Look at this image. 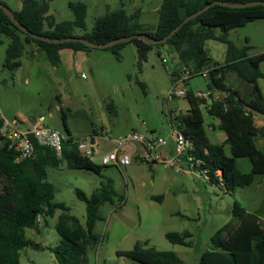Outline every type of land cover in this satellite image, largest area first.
I'll list each match as a JSON object with an SVG mask.
<instances>
[{
  "label": "rangeland",
  "instance_id": "374dc122",
  "mask_svg": "<svg viewBox=\"0 0 264 264\" xmlns=\"http://www.w3.org/2000/svg\"><path fill=\"white\" fill-rule=\"evenodd\" d=\"M0 1L11 10L21 7L20 0ZM39 1L47 4L46 13L55 22L73 20L74 11L69 4L84 3L85 26L84 29L75 28L73 33L76 35L90 33L96 18L121 7L127 13L138 12L140 24L154 27L161 3V0ZM227 38L237 48L244 49L248 56L264 52V18L230 29ZM8 42L9 39L0 34L2 115L23 120L25 126V117L35 114L43 126L63 134L70 129L74 138L91 135L95 139L92 161L100 166L99 173L68 169L64 164L46 168L47 180L55 189L52 201L63 202L68 207L67 213L84 224L85 204L75 190L80 189L90 196L104 178L113 179L116 196L113 203L105 202L98 208L99 219L93 228L98 243L87 252L88 264H128L129 258L117 256L115 252L132 248L137 242L135 237L139 235L151 237L152 247L158 250L174 251L184 264H195L201 250L209 246L211 235L223 224L234 220L231 214L234 201L249 211H255L264 221V175L256 176L249 185L226 192L217 184L199 177L195 171L186 175L176 173L160 162L140 161L138 157L142 155V148L137 142L127 143L121 148L132 157L130 164L121 167L100 164V158L113 150L112 141L125 134L136 132L144 137H168L165 96L173 76L158 52L173 62L177 59L167 45L152 44L146 59L140 64L131 41L118 50V58L109 47L92 48L94 55L76 67L74 53L70 49H60L59 61L53 65L44 51H38L33 44H24L19 65L6 66ZM205 49L212 61H223L225 43L207 40ZM168 63H171L170 59ZM259 69L264 74V59L259 62ZM231 74H227L226 79L231 85L238 86L240 81L233 80L237 76ZM206 83L207 80L198 74L188 79V87L194 91ZM257 84L264 103V77L257 78ZM110 102L113 107L109 109ZM167 107L183 116L188 102L179 98L168 101ZM79 109L87 111L89 118L73 114ZM201 112L208 141L222 144L225 133L218 127V119L204 107ZM253 117L264 120L262 113L255 112ZM100 130H105L110 140L100 137ZM259 140L261 137L257 143ZM259 147L264 151V146ZM222 148L225 154L230 155L227 145ZM249 167L247 158H237L240 172H247ZM153 196H161L162 199L156 200ZM60 212L57 209L45 221L40 219L37 230L25 229L26 237L33 243L20 249L18 264H58L49 247L59 242L55 225ZM185 230L191 233V246L188 247L173 244L164 236L166 232ZM34 245L39 248H34Z\"/></svg>",
  "mask_w": 264,
  "mask_h": 264
},
{
  "label": "trees",
  "instance_id": "16d2710c",
  "mask_svg": "<svg viewBox=\"0 0 264 264\" xmlns=\"http://www.w3.org/2000/svg\"><path fill=\"white\" fill-rule=\"evenodd\" d=\"M214 0H161L158 22L154 27L140 24L138 12L127 13L121 7L107 11L95 19L92 30L86 35H76L75 28L84 29L86 5L70 3L74 11L73 20L55 22L47 15V4L39 0H22L18 10H11L14 16L29 31L53 38L82 36L96 43H103L120 36L142 33L155 39L167 35L181 20ZM228 2H247L253 0H222ZM3 3L2 1H0ZM5 5V3H3ZM7 6V5H6ZM8 7V6H7ZM9 8V7H8ZM257 18H264V6L229 8L212 5L196 17L183 23L164 45L173 49L176 59L195 72L208 62L205 43L218 40L226 44L222 62H213L215 68L210 72L206 86L209 92L207 112L219 121L218 127L225 133L224 143L229 145L230 155L223 151L222 144L209 143L203 128L201 104L207 99L195 95L196 90L188 87L186 96L188 109L182 116L183 133L193 142L192 154L200 158L202 166L212 171L220 169L226 192L253 182L258 175H264V153L255 144V135L264 136V131L254 124L253 113L264 114V103L257 78L264 77L259 62L264 52L248 56L244 49L237 48L228 40V31L240 27ZM47 27V29H45ZM0 34L8 39L5 49V65L18 66L24 51V44H33L38 51H44L50 62L59 61L58 51L62 48L91 50L80 42L48 43L36 40L20 31L0 9ZM22 35V37H21ZM137 51L138 63L146 59L152 44L140 39L130 40ZM126 42L109 47L118 58V50ZM161 44V43H160ZM236 75L233 80L240 81L238 86L231 85L227 74ZM234 73V74H233ZM195 75V74H193ZM192 75V76H193ZM188 83V82H187ZM222 93L214 98L213 93ZM109 109L113 107L110 102ZM67 138L62 142V157L57 159L47 147L35 144L33 154L15 162L17 152L8 147V140L0 136V264H18L20 249L33 242L26 237L25 229L35 228L37 215L45 221L47 216L58 214L55 229L59 242L49 249L58 264H88L87 252L97 246L98 236L94 225L99 219L98 208L105 202L113 203L116 196L113 179L104 178L90 196L76 189L77 197L85 204V223L68 214L63 202H53L54 185L47 180L46 168L64 164L68 169H87L99 173L100 166L83 156L77 149L72 134L66 130ZM237 158H247L250 169L240 172L236 167ZM211 183L216 184L215 180ZM161 200V196H153ZM232 222L219 227L210 237L209 246L198 255L195 264H264V221L256 213L247 211L238 202L231 206ZM165 238L173 244L191 246V233L166 232ZM117 256L130 259L128 264H184V261L171 250H158L136 242L132 248L117 250Z\"/></svg>",
  "mask_w": 264,
  "mask_h": 264
},
{
  "label": "built area",
  "instance_id": "2783aa9c",
  "mask_svg": "<svg viewBox=\"0 0 264 264\" xmlns=\"http://www.w3.org/2000/svg\"><path fill=\"white\" fill-rule=\"evenodd\" d=\"M160 57L164 58L163 62L166 65L165 67L169 68V74H171L174 79L165 96L166 105L164 114L170 132L168 137H144L136 132L125 134L112 141L114 144L113 150L100 158V164H113L118 167L130 164L132 162V157L130 154L122 152L121 148L127 143L137 142L142 148V155L138 157L140 161L160 162L176 173L195 171L199 177L210 183L212 182V176V180H215L220 188L226 190L222 178V171L220 169H215L212 171L211 175L209 170L202 166V160L192 154V140L183 133L182 116H179L176 110L167 107L168 101L184 98L186 96L187 82L193 74H198L203 78L208 77L210 72L215 68V64L213 62H208L199 70L192 72L179 60L173 62L170 57L166 58L162 54ZM169 59L171 63H168ZM195 95L199 98L209 99V92L204 87L197 89ZM213 96L214 98H218L220 95H218V92H214ZM209 104L210 101L200 106L209 108ZM24 121L26 122L25 126H23V120L16 117L11 119L6 118L0 112V136L8 140V147L17 152L15 162L30 157L33 154L35 144L49 148L52 150L55 157L60 159L63 154L62 142L68 137L67 134L41 125L38 119L34 124H30L26 120ZM98 133L100 137L110 140L105 130H100ZM90 137L91 136L80 139L75 138L73 140L76 142L77 149L80 153L92 161L94 153L92 145L95 143V139L94 143L90 144ZM171 142L173 148L172 153L167 150ZM159 149H165L166 151L161 153ZM40 219L41 216L37 215L35 221L39 223Z\"/></svg>",
  "mask_w": 264,
  "mask_h": 264
},
{
  "label": "water",
  "instance_id": "95a60500",
  "mask_svg": "<svg viewBox=\"0 0 264 264\" xmlns=\"http://www.w3.org/2000/svg\"><path fill=\"white\" fill-rule=\"evenodd\" d=\"M221 5L229 8H244V7H250V6H256V5H262L264 6V0H253V1H247V2H228V1H222V0H214L208 3L207 5L203 6L202 8L198 9L197 11L185 16L179 24H177L173 29L170 30V32L165 35L164 37L160 39H155L153 37H149L142 33H134L128 36H120L113 38L112 40H109L107 42L103 43H96L93 41H90L89 39L82 37V36H68V37H61V38H53L49 36H45L42 34H37L34 32L29 31L22 23L18 21V19L14 16L13 12L10 8H8L6 5L0 2V9L6 14V16L11 20V22L22 32L28 34L30 37L36 40H41L48 43H65V42H80L88 47L91 48H108L114 44L121 43V42H127L130 41L133 38L140 39L146 44H159L164 43L170 38L181 26L183 23L187 22L188 20L196 17L201 12L205 11L207 8H209L212 5ZM26 120L30 124H34L37 121V116L35 114L28 115L26 117ZM90 144L94 143V137L91 136L89 138ZM169 151L172 153L173 148L172 146H169ZM35 230H37V227H35ZM34 248H39V246L34 245Z\"/></svg>",
  "mask_w": 264,
  "mask_h": 264
},
{
  "label": "crops",
  "instance_id": "0c3cea01",
  "mask_svg": "<svg viewBox=\"0 0 264 264\" xmlns=\"http://www.w3.org/2000/svg\"><path fill=\"white\" fill-rule=\"evenodd\" d=\"M21 2H22V0H20V5H21ZM168 47V49H170L173 53H174V51H173V49L172 48H170L169 46H167ZM66 49H70L69 51H72L73 53H74V63L75 64H77V66L76 67H78L79 66V62H81V63H83L84 61H86L88 58H89V56L90 55H94L93 54V52H92V50H73V49H71V48H66ZM159 51V50H158ZM170 51V52H171ZM171 52V53H172ZM158 54H159V56H161V54L158 52ZM174 55H175V53H174ZM212 61V60H211ZM212 62H214V61H212ZM78 69V68H77ZM90 71H91V69H90ZM172 80H174L173 79V77H172V79H171V82H172ZM199 88H202V86H197V89H199ZM196 89V90H197ZM221 95H222V93H220ZM219 93H218V95H220ZM73 114H78L79 115V117H81V116H83L84 118H89V116H88V113H87V111H85V110H82V109H79V110H76V111H74L73 112ZM27 117V116H26ZM26 117H25V119L24 120H26ZM37 119H38V117H37ZM27 121V120H26ZM26 124V123H25ZM254 124H255V126L256 127H258V128H260V129H262L263 131H264V120H262V119H260V118H258V119H255V117H254ZM68 131L71 133V130L70 129H68ZM88 136H91V135H87V136H84L83 138H85V137H88ZM258 137H261V140H259V143H257V139H258ZM223 141H222V143H223V145H227L228 146V150H229V145L228 144H226V143H224V140H225V136H223V139H222ZM210 143V142H209ZM0 144H1V142H0ZM212 144V143H211ZM255 144H256V146H257V148H259L260 150H261V148L259 147L260 145L261 146H264V136H262V135H260V134H256L255 135ZM258 144H260V145H258ZM169 146H172V142H171V144L169 145ZM167 150L169 151V147L167 148ZM142 151V150H141ZM164 151H166L165 149H159V152H163L164 153ZM230 151V150H229ZM262 152H264L263 150H261ZM170 152V151H169ZM227 155V154H226ZM236 167H237V159H236ZM249 164H250V162H249ZM249 169H250V167H249ZM249 171V170H248ZM182 174H186L187 175V173H182ZM256 178V177H255ZM255 178H254V180H255ZM253 180V181H254ZM247 210V209H246ZM247 211H249V210H247ZM249 212H253V213H256L255 211H249ZM257 214V213H256ZM259 217V216H258ZM260 218V217H259ZM136 239V241L137 242H145L146 241V246H153L152 245V239H151V237H145V236H136L135 237ZM125 264V263H124Z\"/></svg>",
  "mask_w": 264,
  "mask_h": 264
}]
</instances>
